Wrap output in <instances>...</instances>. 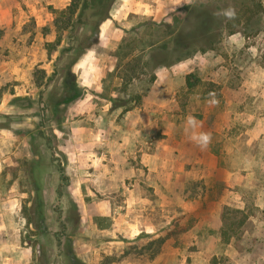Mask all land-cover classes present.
Masks as SVG:
<instances>
[{"label":"rangeland","instance_id":"rangeland-1","mask_svg":"<svg viewBox=\"0 0 264 264\" xmlns=\"http://www.w3.org/2000/svg\"><path fill=\"white\" fill-rule=\"evenodd\" d=\"M50 1L0 0V264H38L30 247L34 228L27 220L34 163L49 232L39 237L46 247L47 264H70L67 234L74 236V242L78 239L81 251L91 245L99 249L101 237L95 235L99 229H115L116 237H108V245L122 253L116 251L109 258L140 254L152 261L157 257L158 264L184 260L186 264H264V207L256 205L264 187L260 172L264 159V0H173V10L166 15H133L129 24L107 19L98 27L96 37L95 24L81 26L66 33L62 46L49 56L45 44L55 40ZM216 6L235 14L226 19L227 28L212 49L200 52L192 48L185 64L171 66L177 72L174 86L179 102L171 110L155 111L158 131L152 140L164 137L162 131L171 119L176 121L178 137L189 118L191 129L205 121L213 129L211 140L214 148L222 151L226 167L242 173L254 171L255 175L237 185L241 201L223 207L221 222L214 225L215 230L204 227L199 239L187 243L168 238L164 223H159L162 235L152 241L125 239L120 236L121 229L112 227L113 217L123 210L119 203L125 188L112 194L116 206H112L110 217L102 216V209L91 204V199L100 203L104 195L89 197L93 183L89 171L93 167L101 171V162L109 157L104 160L100 153L99 158L93 154L114 150L105 145L97 148L93 141L110 137L116 146L129 114L142 111V96L130 95L127 88L133 81L131 75L137 77L142 92L154 83L156 70L148 46L171 45L180 30L185 35L194 31L196 11ZM68 47L72 50L62 51ZM76 56L80 59L71 67ZM69 67L72 73L65 77ZM37 69L51 76L40 88L34 78ZM189 69L200 81L186 91L182 73ZM89 71H94L90 78ZM74 82L82 95L61 103ZM111 121L114 127L108 128ZM251 132L257 136L255 143L248 142ZM95 181L105 183L104 177ZM114 182L118 186L119 178ZM161 214L158 208L159 219ZM167 241L171 252L162 255ZM150 242L154 243L149 247Z\"/></svg>","mask_w":264,"mask_h":264},{"label":"crops","instance_id":"crops-1","mask_svg":"<svg viewBox=\"0 0 264 264\" xmlns=\"http://www.w3.org/2000/svg\"><path fill=\"white\" fill-rule=\"evenodd\" d=\"M69 4L70 0L49 2L54 9H64ZM172 7L173 0H115L110 14L114 21L129 24V18L133 15H154L158 12L166 15L173 10ZM34 10L40 13L36 6ZM106 42L104 41L105 44ZM91 62L89 60V65ZM183 64L184 61L176 64V67L179 68ZM93 73L94 71H89V78ZM190 73L191 69L182 75L185 78ZM176 76L177 72L172 67L171 70L166 67L156 69L154 83L142 92L136 85L137 77L131 75L133 81L127 90L130 95L142 96V111L137 115L129 114V118L125 120L126 128L119 133L122 135L118 138L116 146L110 137L93 141L97 148L105 145L108 148L113 147L114 150L107 151L106 155L102 151L93 154L99 158L100 153L101 159H104V156L109 157L101 162V171L95 167L89 171L91 176L89 181L93 182L91 186L89 185V197L104 195L100 203L91 199V204L102 209V216L110 217L112 206H116L112 194L120 192L123 186L125 188L123 198L119 203L123 210L117 211L118 217H113L115 222L112 227L117 226L118 231L121 229L120 236L128 240L139 239L143 242L159 238L162 235L159 223H164V233L171 239H181L188 243L190 239L203 237L204 227L215 230L214 225L221 222L223 207L241 201L242 197L236 191L237 185L240 187L243 179L247 183L248 179H253L255 175L254 171L242 173L226 167L222 151L214 148L212 140L203 147L196 142L194 138L199 137L201 133L211 135L213 132L205 121L197 122L193 129L188 126L190 122H187L178 137L175 136L176 121L171 119L167 122V129L162 131L164 137L161 140L153 137L152 140V135L158 131V122L154 118L155 111L161 108L171 110L170 108L179 102V91L174 86ZM95 91L99 92V88L96 87ZM132 115L137 118L131 117ZM110 126L114 127L113 121L107 124L108 128ZM248 135L250 137L248 142L255 143L257 136H254V132ZM262 143L264 149V131ZM260 169L264 174V159ZM97 177H104L105 183L97 184L95 181ZM116 177L120 181L118 186L114 182ZM192 187H196V191ZM256 205L264 207V187ZM158 208L163 211L161 219L158 216ZM190 217L193 223L189 226ZM177 226L180 228L172 234ZM95 235L101 237L102 245L99 249L91 245L81 251L78 239L74 242L77 257L82 258L87 264H102L104 259L114 256L116 251L119 252L108 245V237H116L115 229L114 231L99 229ZM87 250L89 252L85 253ZM170 252V242L167 241L162 255H169ZM158 263L157 257L152 261L150 257L139 254L137 257L133 255L122 257L111 264ZM179 264H186L185 260Z\"/></svg>","mask_w":264,"mask_h":264},{"label":"trees","instance_id":"trees-1","mask_svg":"<svg viewBox=\"0 0 264 264\" xmlns=\"http://www.w3.org/2000/svg\"><path fill=\"white\" fill-rule=\"evenodd\" d=\"M114 3L115 0H71L70 4L64 9L51 8L52 14L55 17L53 21V26L55 29V40L52 42H47L45 44L49 56L52 53L58 51V49L62 46L66 33L71 34L79 30L81 26L95 24L96 28L94 36L96 37L98 27L105 20L111 19L110 13ZM196 15L197 22L195 24L193 32L185 35V31L180 30L179 33L176 34V38H174L171 45L164 43L159 46H148V49L151 50L149 53V59L151 62H153L155 70L162 67L168 68L186 59H189L193 54V52H190L192 48H195L196 50L198 49L197 51L204 52L206 50L212 49L213 46L220 41L223 36L224 29L227 28L226 19L228 17L224 15V12L216 6V9L204 8L201 11L198 10V12L196 11ZM88 37L90 43L92 41L93 34ZM78 38L79 37H77V39ZM203 38H205V40H202ZM64 50L69 52L72 50V47L63 48L62 51ZM80 56H76L73 59L70 64L71 67L77 63V61L80 59ZM71 67H69V70L67 71L65 77H67L68 73H72ZM34 78L37 87L40 88L45 84V78L46 81H49L51 79V76L48 77L44 70L37 69L34 73ZM185 78L188 89H192L200 81L192 73L186 75ZM66 90L67 92L61 98V103L63 104L70 103L78 99L82 95L81 89H79L78 85L75 82L69 89L67 88ZM35 165L36 163L33 164L30 174L33 187V196L31 198L32 205L28 209L27 214L28 223L34 228L32 235L35 236V238L33 241V245H29L32 248L33 258L35 259L36 263L47 264L46 247L39 237H45L49 234V232L44 214V203L41 197V189L35 181ZM79 222L80 217L77 218L76 225H78ZM65 237H67L68 240V258L70 264H85L81 259L77 257L75 253L74 236H72V234H67L65 235ZM161 242L162 240L155 241V243L157 244H160ZM153 243L154 242H150L149 247ZM104 260H107V262H103V264H111L118 259L106 258Z\"/></svg>","mask_w":264,"mask_h":264},{"label":"clouds","instance_id":"clouds-1","mask_svg":"<svg viewBox=\"0 0 264 264\" xmlns=\"http://www.w3.org/2000/svg\"><path fill=\"white\" fill-rule=\"evenodd\" d=\"M234 10L232 9H228L225 10L224 15L231 18L234 16ZM192 118H189V121L191 122ZM196 140V142L200 145V146H206L210 141H211V135L209 133H201L199 137H195L194 138Z\"/></svg>","mask_w":264,"mask_h":264}]
</instances>
